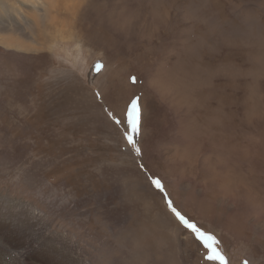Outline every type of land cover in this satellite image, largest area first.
<instances>
[{"label":"rangeland","instance_id":"obj_1","mask_svg":"<svg viewBox=\"0 0 264 264\" xmlns=\"http://www.w3.org/2000/svg\"><path fill=\"white\" fill-rule=\"evenodd\" d=\"M165 197L264 264V0H0V264H221Z\"/></svg>","mask_w":264,"mask_h":264},{"label":"snow or ice","instance_id":"obj_2","mask_svg":"<svg viewBox=\"0 0 264 264\" xmlns=\"http://www.w3.org/2000/svg\"><path fill=\"white\" fill-rule=\"evenodd\" d=\"M127 125L128 128L126 130V139L130 145L135 147L134 137L139 136L140 134V113L136 101L132 102L131 108L127 113ZM137 152L139 153V149H137ZM151 183L155 186V188L163 191L161 182L159 180L154 179L151 181ZM165 201L169 210L175 215L179 223L185 228L191 230V232L195 235V238L200 241V243H202L206 249L209 250L210 254L207 256V259L214 260L219 258L221 260V264H225L223 257L212 248V244L215 243L214 238L212 236H206L198 227L185 219V217L172 206L170 200L167 197H165Z\"/></svg>","mask_w":264,"mask_h":264},{"label":"bare ground","instance_id":"obj_3","mask_svg":"<svg viewBox=\"0 0 264 264\" xmlns=\"http://www.w3.org/2000/svg\"><path fill=\"white\" fill-rule=\"evenodd\" d=\"M211 12V11H210ZM21 223H22V225L20 226V228L19 229H16L15 231H14V233H16L17 235H19V234H23V236L25 235V233H28L30 230H31V228L33 227L28 221H23V220H21ZM26 231V232H25ZM32 231V230H31ZM28 235V234H27ZM28 237H30V235H28ZM30 239V238H29ZM31 243L33 244V243H35L34 241H32L31 240ZM31 244L29 245V249L31 248ZM38 246V245H37ZM29 252H31L30 250H28V253ZM49 260V259H48Z\"/></svg>","mask_w":264,"mask_h":264}]
</instances>
